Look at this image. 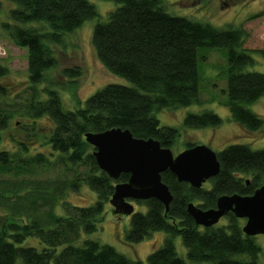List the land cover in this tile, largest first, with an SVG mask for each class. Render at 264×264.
<instances>
[{"label": "trees", "instance_id": "obj_1", "mask_svg": "<svg viewBox=\"0 0 264 264\" xmlns=\"http://www.w3.org/2000/svg\"><path fill=\"white\" fill-rule=\"evenodd\" d=\"M8 1L16 8L10 10V21L4 29L14 44L27 49L29 82L34 89L26 104V116L33 119L31 128L42 116L50 118L53 125L45 144L52 150L50 155H56L55 163L65 175L63 181L55 183V195L63 196L67 190L78 192L85 184L96 193L97 200L86 206L68 203L64 208L66 216H52L48 222L32 216L29 222L19 223L17 218L7 216L0 230V264H17L18 259L24 264H134L124 253L100 241L84 239L81 245L75 244L83 233L97 231L115 184L130 178L126 173L118 180L108 177L97 165L95 148L84 135L121 127L137 138L152 137L171 148L180 131L175 126L162 125L157 113L203 102L198 53L201 48L219 47L228 49L229 54L226 105L231 117L250 132L262 129L264 119L250 105L264 96V72L247 69L253 62L252 55L242 47L247 32L242 27L217 29L208 22L172 15L163 0H113L117 7L106 21L94 26L91 40L105 67L131 85L108 84L87 98L84 107L68 110L59 91L48 82V72L58 64L53 46L65 44V36L96 16L97 8L90 0ZM7 70L0 65V76ZM63 73L70 82L68 90H72L80 70L66 68ZM46 81L47 98L40 99L36 87ZM7 95L0 84V137L11 115L6 108ZM222 123L223 118L213 110L190 113L184 118L188 128L217 127ZM195 144L188 143V147ZM217 156L220 173L208 179L209 188L192 187L179 182L169 171L162 173V180L174 195L168 211L156 198L136 201L148 210L132 213L127 239L141 242L158 231L167 237L164 245L148 256L150 264H189L177 253V235L182 237L187 258L194 264H260L262 248L255 237L242 231L241 218L229 213L224 223L206 228L197 225L187 211L189 202L206 210L216 207L217 198L223 194H253L264 186V149L234 143L217 152ZM11 162L9 154L0 153L2 167ZM34 162L48 164L41 153L22 160L23 167ZM21 208L22 204L18 211ZM29 236L39 238L45 247L37 250L18 245ZM62 245L65 247L58 252Z\"/></svg>", "mask_w": 264, "mask_h": 264}, {"label": "rangeland", "instance_id": "obj_2", "mask_svg": "<svg viewBox=\"0 0 264 264\" xmlns=\"http://www.w3.org/2000/svg\"><path fill=\"white\" fill-rule=\"evenodd\" d=\"M90 1L97 8V15L66 35L65 44L53 46L58 64L48 72V82L50 81L54 85L52 87L59 91L62 104L68 110L84 107L87 98L108 84L131 85L126 78L112 74L105 67L91 40L94 26L106 21L111 10L117 7V3L113 0ZM163 5L172 15L208 22L217 29L242 27L247 32L242 47L253 57V62L247 69L251 72H264V54L261 53L264 50V0H163ZM13 8H16V4L0 0V65L8 69L7 74L0 76V84L8 91L5 103L11 113L7 127L1 133L0 153L6 152L13 161L4 167L0 165V230L5 227L7 216L17 218L19 223L29 222L32 216L48 222L52 216H66L67 211L64 208L68 203L86 206L97 200L96 193L85 184L78 192L67 190L63 196L55 195L53 187L58 181H63L65 175L55 163L56 155H50L52 150L45 145L46 137L53 129L50 118L47 116L36 118L33 129L30 127L33 119L30 120L26 116V104L31 100L34 90L29 82L27 49L14 44L4 29V24L10 21V10ZM228 55L226 48L208 50L201 48L198 53V67L203 102L178 109H165L157 113L162 125H172L180 131L177 143L171 147L175 155L181 153L188 147V143L192 142L206 144L216 152H221L224 147L234 143L248 144L255 150L264 149V126L255 132L242 128L231 117L229 107L226 105L228 86L225 71L229 66ZM66 68H76L81 73L75 78L72 90H68L70 82L68 83V78L63 73ZM48 86L46 81L36 87L39 92L38 98H47L44 89ZM250 106L253 112L264 119V96ZM204 110L216 112L223 118V123L217 127L202 128H188L184 125V118L188 114L201 113ZM38 153H41L48 164L34 162L23 167V158L28 160ZM204 183V187H211L209 180ZM12 188H18L19 191L12 192ZM131 202L135 211L148 210L145 204ZM21 204L24 208L19 209L20 215L15 216ZM112 209L110 203L106 204L97 231L83 233L75 244L81 245L84 239H94L124 253L134 264H150L148 256L164 245L166 233L158 231L144 238V241L130 242L127 235L131 230V215H116ZM242 220L244 224L245 220ZM225 221L226 217H223L218 223ZM175 237L174 245L178 255L189 264H194L187 258L182 237L179 235ZM255 241L262 248L258 262L264 264V234L257 235ZM18 245L33 246L37 250L45 247V244L34 236L27 237ZM64 247L65 245L58 247L57 251L60 252ZM17 264L24 263L22 259H18Z\"/></svg>", "mask_w": 264, "mask_h": 264}, {"label": "water", "instance_id": "obj_3", "mask_svg": "<svg viewBox=\"0 0 264 264\" xmlns=\"http://www.w3.org/2000/svg\"><path fill=\"white\" fill-rule=\"evenodd\" d=\"M89 144L94 146L93 156L97 165L115 180L122 173L129 174L126 182L115 184L110 197L113 213L132 215L135 211L131 201L158 199L168 211L173 200L171 190L162 180V173L169 171L179 182L202 188L204 182L220 173L217 152L206 144H195L175 155L171 148L162 146L156 139L137 138L121 127L106 131L86 132ZM249 183V180H248ZM216 207L202 209L189 202L187 211L197 225L211 227L221 218L233 213L244 219L242 231L247 236L264 234V186L253 194H223L216 200Z\"/></svg>", "mask_w": 264, "mask_h": 264}, {"label": "flooded vegetation", "instance_id": "obj_4", "mask_svg": "<svg viewBox=\"0 0 264 264\" xmlns=\"http://www.w3.org/2000/svg\"><path fill=\"white\" fill-rule=\"evenodd\" d=\"M34 134H36V133H34ZM46 142V141H45ZM46 145V144H45Z\"/></svg>", "mask_w": 264, "mask_h": 264}]
</instances>
